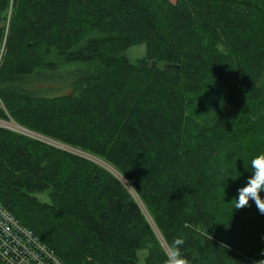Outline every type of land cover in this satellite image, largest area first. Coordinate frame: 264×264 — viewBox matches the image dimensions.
<instances>
[{
	"label": "trees",
	"instance_id": "trees-1",
	"mask_svg": "<svg viewBox=\"0 0 264 264\" xmlns=\"http://www.w3.org/2000/svg\"><path fill=\"white\" fill-rule=\"evenodd\" d=\"M0 121L115 172L0 127V204L66 264L264 260V0H0Z\"/></svg>",
	"mask_w": 264,
	"mask_h": 264
},
{
	"label": "built area",
	"instance_id": "built-area-1",
	"mask_svg": "<svg viewBox=\"0 0 264 264\" xmlns=\"http://www.w3.org/2000/svg\"><path fill=\"white\" fill-rule=\"evenodd\" d=\"M0 127L4 128L2 126ZM20 129L24 130L21 127ZM12 131L25 137H28L27 134L31 135V137L28 138H34L37 136L42 139V143L49 144L50 142L49 140L30 133L27 130H24L27 134L15 130ZM55 147L67 150L64 146L59 145ZM0 262L2 264H66L52 249L47 247L37 236H35L31 230L19 223L1 204Z\"/></svg>",
	"mask_w": 264,
	"mask_h": 264
},
{
	"label": "clouds",
	"instance_id": "clouds-1",
	"mask_svg": "<svg viewBox=\"0 0 264 264\" xmlns=\"http://www.w3.org/2000/svg\"><path fill=\"white\" fill-rule=\"evenodd\" d=\"M252 169L251 175L246 180L245 186L238 189V199H234V209H241L249 206L253 201L260 214L264 215V153L257 154L250 160ZM184 244L182 238H176L167 249L164 264H190V261L181 253L180 249ZM264 264V260L255 262Z\"/></svg>",
	"mask_w": 264,
	"mask_h": 264
},
{
	"label": "rangeland",
	"instance_id": "rangeland-1",
	"mask_svg": "<svg viewBox=\"0 0 264 264\" xmlns=\"http://www.w3.org/2000/svg\"><path fill=\"white\" fill-rule=\"evenodd\" d=\"M172 2H174V0H171ZM144 47H133L132 49H130L128 52H127V56L128 58L131 60V61H134L135 59L137 58H140L143 56L144 54ZM0 126L6 128L7 130H15V131H18L20 133H24V134H27L25 133L24 130L20 129V127H18L17 125H15L13 122H3V121H0ZM9 128V129H8ZM23 136V135H22ZM28 137H31V135L27 134ZM33 136V135H32ZM30 139H33L35 141H38L40 143H42V139L35 136L34 138H30ZM45 141V140H44ZM49 145H55V146H58L56 145L55 143H52V142H49ZM69 152H72V153H75V154H81L77 151H69ZM82 157H84L86 160L90 161V162H94L98 165H100L101 167H104L106 170L112 172L114 175H115V172L112 171V169L108 166V165H104L102 162H100L99 160L95 159V158H92L88 155H85V154H81ZM41 201L42 202H46V197L45 195H42L41 197ZM165 253H167V249H165ZM146 256V253L145 252H141L139 253V260L140 262L142 263L143 262V259L144 257Z\"/></svg>",
	"mask_w": 264,
	"mask_h": 264
}]
</instances>
